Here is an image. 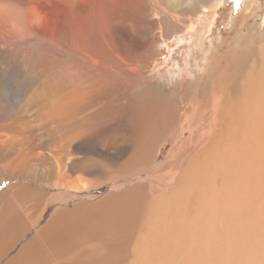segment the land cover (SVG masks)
Instances as JSON below:
<instances>
[{
	"label": "bare ground",
	"instance_id": "6f19581e",
	"mask_svg": "<svg viewBox=\"0 0 264 264\" xmlns=\"http://www.w3.org/2000/svg\"><path fill=\"white\" fill-rule=\"evenodd\" d=\"M12 2L0 0V30L22 33L54 49L61 45L59 26L82 10L89 11L92 42L94 30L104 34L111 28L136 42L131 47L147 46L137 37L148 39L153 28L159 29L160 39L146 50L152 63L132 66L106 42L104 52L94 48L85 54L82 24L74 23L77 45H71L89 64L93 92L96 83L117 80L125 89L128 76L145 74L142 88L150 89L133 93L137 100L131 102L126 124L121 121L123 134L97 137L92 121L106 114L92 109L88 117L95 143L119 148L128 142L132 154L112 173L101 166L106 186L85 195L80 182L89 190V181L73 179L75 165L59 158L64 149L55 143L44 149L46 133L54 136L48 127H56L57 113L22 118L19 129L1 128L0 264H264V32L251 42L248 35H237L201 53L193 40L205 33L212 0H158L162 5L152 0ZM152 14L155 22L148 19ZM105 17L109 27L101 23ZM163 20L175 27L166 37L158 26ZM161 45L167 49L153 54V46ZM182 58L186 62L180 65ZM168 73L179 76L181 86L192 82L196 95L185 84V97L171 100L163 79ZM72 141L66 152L78 148ZM101 153L110 156L109 150ZM153 176L160 180L151 181Z\"/></svg>",
	"mask_w": 264,
	"mask_h": 264
},
{
	"label": "rangeland",
	"instance_id": "374dc122",
	"mask_svg": "<svg viewBox=\"0 0 264 264\" xmlns=\"http://www.w3.org/2000/svg\"><path fill=\"white\" fill-rule=\"evenodd\" d=\"M152 1L153 3H155L154 1H156L157 5L158 4L162 5L160 2H158V0H152ZM7 3L8 5L13 4L12 0H7ZM207 4H205L204 6L207 7ZM151 6L153 7V5ZM208 6L209 7L213 6V8L212 9L210 8V10L208 11L210 12V16H208L207 19L204 18L203 29L205 33L202 34L201 37L193 40V42H195L197 46V49L201 53H206L210 47H211L210 49L213 50L218 45L219 41H228V39L234 38L237 35L238 36L248 35L249 36L248 42H251L254 40V38L258 37L256 33H258L259 31L264 32V0H239V4H237L236 0H232V1L212 0V2H209ZM87 16L89 17V11L82 10L81 13H78L74 18H68L70 20L69 21L67 20V22H65V25L59 26L58 31H56V36L59 39V43L61 45L60 47L58 48L56 47L55 49L50 46H46L43 43L35 44L34 40L31 41V39H26L22 35V33L14 34L12 33V31L10 32L9 30H8L9 32L8 31L6 32L7 29H4L5 31L0 30L1 31L0 32V94L2 93L4 99L3 102L0 100V130L1 128L3 130H5L6 128H7L6 130L12 128L19 129L20 126L18 124L22 122L21 120L22 118H27L32 121L33 117H35L34 114L36 113H38L39 115L42 114L41 116L43 117H47V116L52 117L53 113H57L56 117L57 116L59 117L57 119V123H55L56 127L53 126L48 127L50 134L54 135L55 137L53 136L50 138L48 133H46L45 144L47 145H45L44 149H47L48 145L51 144L52 146H55L54 143L57 144L59 149L60 147L64 149V152L62 150L61 153L59 152L60 153L59 158H62V160H65L69 164L75 165L74 166L75 172L71 173L73 179L74 178L77 180L84 179L89 181L90 184L89 190H88L89 185L84 186L83 185L84 183L80 182V186H81L80 194H85V195L89 194V191L93 193L106 186V183L108 182V176H104V175L99 176L101 166L106 167L105 171L108 174L112 173L116 171L115 168L123 164L132 154V147L128 142L122 146H119V148L118 147L113 148V146L111 145L106 146V145L98 144L97 141L95 143L94 137L93 136L89 137L88 117L90 110L93 111L97 109V111L101 110L106 114L105 117L100 118L98 121L96 120L92 121L95 122L94 124H92L93 129H95V131L100 133L99 136L97 137H100V135H103L105 133H106L105 137H108V133L112 131H115L118 134H123L124 131L126 130L125 129L126 115L131 114L132 111L131 104L132 105L134 104L131 102L137 100L135 99L133 93L135 92L136 94L137 93L136 91L138 89H148L149 87L147 88L146 86L142 88V85L144 86L143 84L144 79L141 78L142 77L145 78V74H143L144 76L140 75L141 77L139 76L138 78L136 77L134 78V76L131 75L128 76L129 78L126 80V81L129 80L128 81L129 84L128 87L127 86L125 87V89L123 88L124 87L123 84H121L119 80H117L113 83H106V84L96 83L95 84L96 87H94V92H93L92 91L93 89L91 90V84L89 82V64L84 60V57L82 58V56L75 50L76 48L72 47V45L74 46L77 45L75 44L77 43L74 40L75 37H73L75 33L74 23L82 24V28L80 29L81 32L80 41L82 42L83 40V42L80 43L81 44L80 47L82 48L85 54L89 55L88 54L89 49L94 50V48L98 50V53L99 51L104 52L106 50L105 48V42H106V44L111 45V48L115 50L114 53L116 54V56H119L124 62L130 63V65L132 64V66H135V64L140 65V63L141 64L152 63L150 61V57L148 56L146 50L149 51L148 46L152 47L150 45L154 44V41L156 39H160L159 29L153 28L152 31L154 32L151 31V34L149 35L148 39L145 40L139 36L137 37L139 42L143 41L144 43L146 41L147 46L144 45V47L143 46L141 47L139 45L138 47L137 46L131 47V44H136V42L133 43L129 42L127 38L121 37L120 34L118 35L116 31L114 33L113 28H111L109 29L110 32L107 30L106 32H104V34L103 33L99 34L94 30L95 33L94 37L97 43L92 42L89 39V34H91L93 31L89 32V18ZM156 17L157 16L152 14L151 16L149 15L148 19L155 22ZM107 19L108 18L106 17L100 19L101 23L104 22L105 27H109L106 24ZM171 24L172 22L167 20H163L162 22L160 21L158 26H160L161 30H163L165 34L164 35L163 32H161L163 35L162 37L164 36L166 37L169 34V31L170 33L174 32L175 27L173 26V24L172 27ZM176 31H178L177 35H179V33L182 32L183 30L182 28H180ZM216 33H219L218 39L215 37ZM27 34L32 36L34 33L27 32ZM100 36H102V41L100 39ZM108 36L110 38H107ZM66 38L68 39V41L63 40ZM166 49H167L166 46H162V45L160 47L153 46L152 53L153 54H156L157 52L160 53L161 51ZM185 62L186 60L182 58V61H180V65H182ZM198 62H200L199 59L197 61H194L193 63L198 64ZM151 69L152 68H150L149 66L145 68L140 74L146 73ZM166 69L169 70V67ZM166 75L167 78L163 77V79L167 83V85H165L166 88L165 93L166 95H168V97L171 100H173V98L179 99L181 97L182 98L185 97L183 93L184 92L183 86H185V84L186 85L190 84L189 86H191L190 90L193 91L192 92L193 97L194 95H196L197 88H195L192 85L193 84L192 82L184 81L186 83L181 86L179 82L180 79L179 76H175L171 74L169 75V73ZM54 77H57L55 81L53 80ZM3 79L8 80L9 83H4ZM52 87H54V89ZM14 90L18 92V94ZM66 90L68 92H66ZM97 90L98 91L100 90L99 91L100 93H96L98 92ZM91 91L93 93H91ZM170 92L174 96L170 94ZM54 99H56V101H54ZM97 100L100 101L98 102ZM173 102L175 105H177V101H173ZM18 119L20 122L18 121ZM121 121H123L125 124H123ZM71 127H73V129ZM77 127H79V129ZM60 131H62L63 133H60ZM64 131L66 132L64 133ZM85 133H87L86 137H85ZM57 137L58 139L56 140ZM72 138H73L72 142L74 144L72 142L71 144L74 147L76 148L78 147V148L69 153L66 151L68 150L67 146L70 145V141L72 140ZM47 142H49L50 144ZM106 150H109L110 156H106L105 154L101 153ZM45 151L46 150H43L42 153L43 154L47 153ZM111 160L116 163V167H113V165L109 162ZM82 162L86 165L84 169H82L83 168L81 164ZM41 163L43 164L42 161ZM0 166L1 168L3 167V164L1 162H0ZM97 167L98 170L96 169ZM91 169H92L91 171L92 173L89 172ZM45 178L46 177H44V179ZM149 179L153 182L160 180V178H157L156 176L149 177ZM2 182L5 183L3 179ZM2 182L0 179V183ZM100 183L102 184V186ZM99 185L100 187H97L98 189L96 190L95 187ZM6 187L7 186L5 185L4 188ZM94 189L95 191H93ZM75 196L77 197L78 195L75 194Z\"/></svg>",
	"mask_w": 264,
	"mask_h": 264
},
{
	"label": "snow or ice",
	"instance_id": "6c2138e0",
	"mask_svg": "<svg viewBox=\"0 0 264 264\" xmlns=\"http://www.w3.org/2000/svg\"><path fill=\"white\" fill-rule=\"evenodd\" d=\"M237 4H239V0H236Z\"/></svg>",
	"mask_w": 264,
	"mask_h": 264
}]
</instances>
